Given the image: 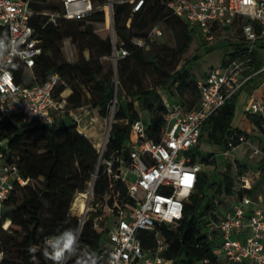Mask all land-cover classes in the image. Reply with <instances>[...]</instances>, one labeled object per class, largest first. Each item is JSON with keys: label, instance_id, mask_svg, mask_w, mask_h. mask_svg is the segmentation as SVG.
I'll list each match as a JSON object with an SVG mask.
<instances>
[{"label": "trees", "instance_id": "16d2710c", "mask_svg": "<svg viewBox=\"0 0 264 264\" xmlns=\"http://www.w3.org/2000/svg\"><path fill=\"white\" fill-rule=\"evenodd\" d=\"M91 1L104 7L96 10L94 4V11L82 19H67L62 16L57 23H53L49 21L47 14L35 15L31 24L41 40L42 52L36 58L32 70L19 61L11 65V69L16 81L25 84L42 82L50 72H59L66 78L68 85L58 88L55 97L62 100L61 94L66 88H71L72 93L66 98L67 109L90 104L96 115L106 118L110 116L116 98L104 157H115L117 165L121 157L127 158L129 155L128 142L132 124L142 119L140 108L150 114V120L144 121L147 124L148 138L159 141L169 101H178L188 109H193L199 104L201 97L197 87L199 78L190 68L193 59L168 72L158 60V54L148 58L146 61L153 65L157 76L152 86H146L139 77L138 70L131 64L132 58L141 53V48L133 39L146 40L153 25L173 17L175 22L183 26L179 49L182 54L188 50L193 38L199 33L196 31L198 27L167 9L168 0H144L137 9L129 4L132 0H114L115 41L114 37L100 36L93 26L95 22H104L105 18L110 23L109 11L106 14L104 11L105 0ZM29 2L38 12L62 11L63 2ZM242 22V19H236L229 28L235 27L242 34ZM4 34L9 35L8 29L0 27V35ZM66 41L78 49L77 60L70 61L66 58L63 50ZM245 44L243 36L231 42L229 46L232 49L228 57L234 58L243 51ZM121 49L130 54L117 60L115 72L113 69L105 72L102 58ZM86 50L89 53L88 58L84 55ZM255 58L254 70L260 67L261 51H255ZM226 62L224 59L223 64ZM26 71L32 74L29 81L24 80ZM114 74L118 75V84ZM117 87L122 89L121 93L116 92ZM164 92L168 93V97ZM87 93L89 97L85 96ZM239 93L228 98L222 108L206 121L200 143L192 150L194 160L209 163L212 158V153H203L202 141L226 149L230 145L237 147L241 144L240 137H246L244 131L232 127ZM173 94L179 97L173 99ZM249 117L254 124L264 129L260 115L249 114ZM3 140H7V146L3 149L8 158L18 163L20 174L30 181L25 185L18 184L5 202L6 207L0 217V264H52L43 256V241L45 237L66 228H80V217L70 211L76 195L87 190L95 175V200L100 201L108 189L109 180L104 173V165L99 167L100 153L92 140L78 129L76 122L60 123L53 127L43 124L24 125L17 117L0 125V142ZM255 163L257 171L263 170L262 162L257 160ZM241 165L246 167L248 164L241 162L239 166ZM246 174L241 169L236 177L221 172L211 176L203 171L199 173L195 188L185 201L182 218L159 227L168 244L166 257L182 264H203V260L207 258L214 262L219 261L216 251L221 238L214 225L223 213L220 212V205L224 199L217 200L216 197L224 193L236 199L244 195L257 198L262 191L264 173L262 172L250 188H243L241 177ZM37 179H40V183L31 184ZM96 214L92 213L82 226L80 240L95 251L97 264H103L111 244L106 232H100L95 227ZM6 222H9L7 228L4 227ZM138 236L145 249L153 247L154 231L142 229ZM69 264L73 262L70 261Z\"/></svg>", "mask_w": 264, "mask_h": 264}, {"label": "built area", "instance_id": "2783aa9c", "mask_svg": "<svg viewBox=\"0 0 264 264\" xmlns=\"http://www.w3.org/2000/svg\"><path fill=\"white\" fill-rule=\"evenodd\" d=\"M134 9L144 0H132ZM166 7L174 15L195 25L207 37L222 25L230 27L236 19H242V36L245 48L234 58H228L223 68H212L197 81L201 97L199 104L188 109L178 101L168 103V112L162 126L159 141L149 139L147 124L136 120L129 138V155L121 157L116 165L115 157L105 158L112 122L101 146L100 164L104 165L109 185L100 201L85 202L81 210L80 228L97 213L94 222L100 232H106L111 244L103 264H182L165 256L168 244L159 227L175 223L183 216L184 204L193 192L202 162L193 159L192 150L200 143L206 121L226 100L242 92L254 78L259 81L261 95L253 94L245 106V112L260 115L264 127V0H168ZM110 21L113 19V1L108 6ZM95 9L91 0H63L60 12H38L29 0H0V27L9 31V38L16 42L19 55L0 62V125L19 118L24 125L43 124L53 127L65 111V105L55 97L67 80L59 72H50L42 81L30 84L15 79L11 65L22 62L32 70L36 58L42 52L41 40L31 21L39 13L49 15V21L57 23L60 17L82 19ZM161 35V30L155 28ZM135 43L142 42L134 40ZM261 51L260 67L254 70L255 51ZM119 57L127 54L121 49ZM241 143L249 148V158L264 165V145H253L244 136ZM0 142V217L6 200L15 187L27 184L30 179L20 174L18 163L10 160ZM235 147L224 150L229 155ZM264 170V168H263ZM120 171V172H118ZM253 180L248 174L241 177V187L250 188ZM91 184L90 193L93 194ZM107 211V215L105 213ZM106 217V218H105ZM9 222L4 224L7 228ZM219 230L221 243L217 249L219 261L203 260V264H264V200L244 195L235 199L214 225ZM154 231L153 247L145 249L139 230ZM2 253H0V259Z\"/></svg>", "mask_w": 264, "mask_h": 264}, {"label": "rangeland", "instance_id": "374dc122", "mask_svg": "<svg viewBox=\"0 0 264 264\" xmlns=\"http://www.w3.org/2000/svg\"><path fill=\"white\" fill-rule=\"evenodd\" d=\"M111 1L114 0H105V14L108 12L107 7H110ZM48 2L60 4L63 2V0H48ZM94 4L96 6V10H101L102 7H104V5H99L96 3ZM129 4L131 5V7L134 6L131 1H129ZM173 19V17L171 19H164L153 25L148 32V38L146 40L141 38L133 39L138 40L142 43H136L141 48V53L138 55V57L132 58L131 64L134 69L138 70V75L143 80V83L146 86H152V84H154L155 77L157 76L153 69V65L147 63L146 60L148 58L158 54L160 56L158 60L161 62V65L163 64V68L165 70H168V72L180 68L186 61L193 59L190 65L191 70L198 78H203L206 72H208L210 69L223 68V60H228V53L232 49L229 44L242 36L241 33H238L236 31L235 27L230 29L228 26L222 25L220 29H215L211 33V38L209 39L207 35H205L201 30H198L197 26L194 25L197 28L196 31L199 34L195 35L188 50L181 54L179 52L181 46L180 31L181 29H183V26L182 24L175 22V20ZM93 26L95 31L100 36H111L112 38L114 37L115 41L117 40L114 28V18L111 19L110 23H108L105 18L104 22H95L93 23ZM155 28L161 30V35L155 31ZM190 28L191 27H189L188 30H190ZM63 50L68 60H77L79 54L78 49H76L75 46L71 44V42L66 41L64 43ZM129 54L130 53L127 52L125 56H128ZM84 55L87 58L89 57L88 50L84 52ZM119 58L121 57H119L118 52L116 53V51H114L111 56L103 57L102 62L104 64L105 72L109 69H113L115 72L117 60ZM31 77V72L26 71V73L24 74V80L29 81ZM113 77L116 81V84H118V75L114 74ZM116 92L121 93L122 89L117 87ZM164 95L168 97V93L164 92ZM85 96L89 97L88 93ZM172 97L173 99H177L179 96H177V94H173ZM116 103L117 99L115 98L113 106L111 108V114L106 118L101 116V118L96 119L95 117H97L98 115H96L92 106L90 104H85L83 105V108H74L77 109L75 113L81 120V123L78 122L70 112L66 111L65 119L62 120L61 124L76 122L78 125L80 123L79 128L80 130H83L82 127H84L85 124H88L91 121V125H95L100 129V135L98 136V138H92V142L95 144V146L99 147L106 139V135L109 130V124L111 122L113 123L112 117ZM65 108L67 110L68 106L65 105ZM139 111L142 114L141 118L144 121L148 122L150 120L149 112L141 108ZM201 149L203 150V153L209 152L213 154L209 163L202 162V171L208 176L216 174L217 172H221L227 173L232 177H236L239 169L247 173L253 180V183L261 176L260 172L257 171L258 168L255 163L257 160L249 158V150L245 152L244 145H241L237 149H233L227 156L224 155L225 149L223 147L208 145L205 141H202ZM239 160L244 163L246 162L248 165H246V167L244 165L239 166V164L241 163ZM100 165L101 164H99V167ZM96 176L97 175H95L94 177ZM37 183H40V179L34 180L31 184ZM91 184L92 182L89 184L85 192H79L76 195L75 200L71 206L70 211L75 215H78L79 217H81L82 214V204L84 202H86L87 204L88 201L93 202V196L95 195L94 191L93 194L90 193ZM262 186L263 187L261 192L264 194V183L262 184ZM220 198L224 199V202H222L220 205V212L226 209L236 199L234 196H226L224 193L219 194L216 197L217 200H219ZM105 213L107 215V211H105Z\"/></svg>", "mask_w": 264, "mask_h": 264}, {"label": "clouds", "instance_id": "9594fccd", "mask_svg": "<svg viewBox=\"0 0 264 264\" xmlns=\"http://www.w3.org/2000/svg\"><path fill=\"white\" fill-rule=\"evenodd\" d=\"M15 55H19L16 42L7 34L0 35V62L6 63L8 57ZM43 256L52 264H97V254L91 246L81 243L78 228H66L45 237Z\"/></svg>", "mask_w": 264, "mask_h": 264}, {"label": "crops", "instance_id": "0c3cea01", "mask_svg": "<svg viewBox=\"0 0 264 264\" xmlns=\"http://www.w3.org/2000/svg\"><path fill=\"white\" fill-rule=\"evenodd\" d=\"M71 93H72V89L71 88H66L64 90V92L61 94V96L63 98L61 100L63 105H66V103H67L66 98ZM261 93H262V89L260 87L259 81L256 78H254V80L251 81L248 85H246L244 90L239 93L238 101H237V107H236V112H235V116H234V119H233V122H232V127L233 128H238V129L244 131L245 134H246V138L253 145H264V129H261L256 124H254V122H252V120L249 117V114H247L245 112V106L247 105V103L249 101V98L253 94L261 95ZM80 108H83V106L80 107ZM77 109H79V107ZM77 109H67L66 110V108H65V111L62 113V115L57 118L58 123L60 124L62 122V120L65 119L66 111L70 112L71 115H73V117H75V119L78 122H80L81 120L79 119V117L75 113V111ZM140 114H141V112H140ZM95 118L99 119V118H101V116H97ZM68 123H70V122H68ZM80 123L78 124V129L79 130H80V128H79ZM82 128H83V130H80V131L82 133H84L85 135H87L91 140H92V138H98V136L100 135V132H99L100 129L97 128L95 125H91V121L88 124H85L84 127H82ZM241 145H244L245 152H247L249 150L248 145L247 144H243V143L239 144L234 149H237ZM238 159H242V158H238ZM259 172H260V174H262V172L264 173V170L260 169ZM259 199L260 200L261 199L264 200V194L262 192H260V194H259ZM222 263L223 264H229V263H227L225 261H222Z\"/></svg>", "mask_w": 264, "mask_h": 264}, {"label": "bare ground", "instance_id": "6f19581e", "mask_svg": "<svg viewBox=\"0 0 264 264\" xmlns=\"http://www.w3.org/2000/svg\"><path fill=\"white\" fill-rule=\"evenodd\" d=\"M82 195V194H81ZM86 195V194H85ZM85 208V202L82 204V209Z\"/></svg>", "mask_w": 264, "mask_h": 264}, {"label": "water", "instance_id": "95a60500", "mask_svg": "<svg viewBox=\"0 0 264 264\" xmlns=\"http://www.w3.org/2000/svg\"><path fill=\"white\" fill-rule=\"evenodd\" d=\"M118 172H120V171H118ZM94 181H95V177H94V179H93V181H92V185H94Z\"/></svg>", "mask_w": 264, "mask_h": 264}]
</instances>
